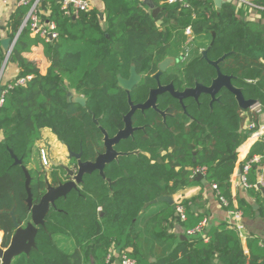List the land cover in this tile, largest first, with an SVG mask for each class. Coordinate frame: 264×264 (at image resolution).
Segmentation results:
<instances>
[{
	"label": "trees",
	"instance_id": "obj_1",
	"mask_svg": "<svg viewBox=\"0 0 264 264\" xmlns=\"http://www.w3.org/2000/svg\"><path fill=\"white\" fill-rule=\"evenodd\" d=\"M101 1L103 19L97 10L78 13L73 19L61 10L60 3L41 0L42 6L54 4L48 18L38 14L42 24L55 26L57 37L48 42L31 36L30 22L22 27L33 0L18 5L6 25L8 38H16L6 63L15 65L16 75L4 80L2 74L0 79L1 249L8 247L15 233L10 212L14 211L19 226L30 219L21 167L31 177L33 204L44 194L46 179L53 187L65 181L59 166L50 163L49 171L40 166L42 133L52 134L66 151L81 152L82 162H93L104 151L100 128L109 138L123 128L122 118L129 107L117 78L127 79L131 66L141 77L130 93L131 101L139 104L156 87L151 77L167 57L177 63L160 75L161 85L172 84L180 92L196 84L209 87L217 71L202 58L201 51L207 49L210 62L224 57L219 72L231 78L245 100L256 101L264 114V0H249L263 10L233 3L217 8L214 0L172 4L153 0L160 9L157 20L141 0ZM187 28L191 37L185 35ZM37 51L42 64L36 59ZM5 60L0 45V70ZM20 80L25 82L19 84ZM68 92L83 97L86 107L69 103ZM216 98L211 105L206 94L197 101L186 99L183 110L168 94L159 96L157 107L166 112L164 122L152 110L136 112L132 125L143 129L114 147L130 155L105 167L110 184L98 172L84 175L77 190L50 208L35 247L11 264H109V256L112 264L115 256L120 260L122 255L136 264H264V242L248 237L245 254L234 226L220 223L204 228L203 235L186 234L206 218L190 205L203 206V194L212 186L218 201H224V211H240L249 218L254 215L252 202L264 220V138L254 142L244 160L238 161L253 132L248 125L257 124L259 115L240 109L226 89ZM9 150L21 166H14ZM254 156L261 161L250 164L248 188L241 189L246 198L240 192L233 196L236 169ZM70 163L75 164L72 159ZM34 164L39 169L34 170ZM197 171L203 173L205 184L194 180ZM192 187L199 188V196L179 204L185 216L182 240L169 231L177 215L176 204L144 206Z\"/></svg>",
	"mask_w": 264,
	"mask_h": 264
},
{
	"label": "water",
	"instance_id": "obj_2",
	"mask_svg": "<svg viewBox=\"0 0 264 264\" xmlns=\"http://www.w3.org/2000/svg\"><path fill=\"white\" fill-rule=\"evenodd\" d=\"M79 1H84V0H79ZM141 1L143 5L149 9L151 17L153 19H156V17L160 13V9L154 5L153 0H141ZM226 3H230V1L214 0V4L217 8H220L222 5ZM99 18L103 19L102 13L99 14ZM160 24L161 21H158L157 26H160ZM212 36L214 37V33H212ZM14 44L15 41L10 39L0 40V45L7 57L8 55H10ZM207 51H208L207 49L201 51L202 58L206 60L208 64L214 67L217 71L216 78L212 80L209 87H204L200 84H196L193 88H189L180 92L175 90L172 84L166 86L160 85L158 82L159 76L163 72H165L168 68L173 67L177 63L175 59L167 57L158 65V71L152 77L157 82L156 88L150 90L148 98L143 104L134 105L130 100V93L139 83L140 76L137 75L135 68L131 66L128 79H122L118 77L117 78L118 87H120L125 91L128 98V104L130 106V111L123 118L124 128L119 130L116 133V135H114L112 138H109L107 133L100 128L101 134L103 135L102 142H103L104 152L97 155V157L93 162L90 161L82 162L81 152L78 154H74L70 152L69 149L67 148L68 159H74L76 161V169L71 170L67 166H63V165H57V166L61 167L65 171L66 176L69 177L71 180L65 183H60L56 187H53L48 183L46 179L45 180L46 188L44 194L42 195L40 201L37 204H33L31 200V192L29 187L31 182V177L28 171L26 170V168L23 166L21 167L25 177V189L27 193V198L25 202L30 212V219L25 226L23 227L19 226L15 220L14 211L12 210L10 212V216L13 220L15 227V233L11 237L8 247L6 249L0 248V264H11L13 259L18 257L19 255L29 254L30 250L35 247V237L38 233L39 228L44 227L45 218L48 215L50 208L54 207L55 202L58 199L65 198L71 191L77 190L82 183V178L84 175L91 174L93 172H98L99 176L102 179H105L104 169L107 165L117 161L119 157L130 155V153H119L114 149V147L120 141H124L128 139L135 132V130H137L134 129L131 125V118L135 113V111L137 110L145 111L151 108L159 115H161L163 120L165 119L166 114L164 112L159 111L156 105L157 98L159 96L163 94H168L173 99L177 100L181 104L184 110V106H183L184 100L191 98L197 101L201 94H206L211 98V102H210L211 105L212 103L218 100L216 96L219 93V91L222 89H226L231 94H233L235 101L237 102L239 108L242 110H247L257 104V102L254 100H245L241 93V90L235 88L231 84V78L224 76L219 72L218 65L220 62L224 60V57L220 58L218 61L210 62L207 59ZM0 97H1V90H0ZM67 98L69 103L79 105L82 108L86 107V101L83 97L74 96L71 92H68ZM87 112L91 114L90 111ZM92 121L95 125L98 124L97 120L93 115H92ZM9 154L11 158L14 160V166H21V160L17 159L11 150H9ZM237 175H240V170L237 172ZM105 180L107 181V183L110 184L109 180L107 179ZM194 180L200 182L201 184H205L206 182L203 175L200 173H198L194 177ZM258 187L260 186L258 185ZM262 193L264 195V190H262ZM244 198H246V194H244ZM157 203H167L168 205H173V199L170 196H162L151 201L150 203H147L144 206V208H147L148 206ZM250 204L252 206V210L255 212L256 215H258V206L252 202H250ZM180 239L185 240L184 237H181Z\"/></svg>",
	"mask_w": 264,
	"mask_h": 264
},
{
	"label": "crops",
	"instance_id": "obj_3",
	"mask_svg": "<svg viewBox=\"0 0 264 264\" xmlns=\"http://www.w3.org/2000/svg\"><path fill=\"white\" fill-rule=\"evenodd\" d=\"M18 1L19 0H8L5 4L0 2V40L3 39H9L7 36L6 32V25L14 13L15 9L18 7ZM86 3H88L91 7L92 10H97L99 13H102L103 10V4L101 0H84ZM55 4L60 3V0H54ZM54 4L52 3H47L45 6L39 5L38 7V14L40 15H45L47 18L51 14V9L53 8ZM32 37H35V34H31ZM36 59H38L41 64L43 63L41 54L39 51L36 53ZM3 79L8 80L13 78L16 75V67L12 63H6L4 70H3ZM247 126V125H246ZM256 133H258L257 137H249L246 145L241 149L239 156H238V161L241 162L244 160L246 157L250 146L256 142L260 138H264V114H261L258 116V121L256 124ZM47 131H44L42 133L43 139L42 142L39 144L40 147H46L47 141H45L44 133ZM250 136V135H249ZM52 140L58 142L56 138L51 135L50 136ZM50 163L53 166L57 165H63L60 161H55L54 159L49 158ZM239 171V168L236 169L235 175L233 177V188H232V195L235 196L240 192L241 197H244L241 187H238V175L237 172ZM48 181V179H47ZM49 183V182H48ZM200 190L198 187H192V188H186L184 190H181L178 192L175 196L172 197L173 199V204L179 205L181 201L186 200V199H191L194 197L199 196ZM243 195V196H242ZM203 206L197 207L195 205H190L191 210L201 214L205 213L206 218L203 221H206L207 226H216L219 225L220 223H226L230 226H234L239 233L241 244L243 247V251L245 254H247V248L245 245L246 239L248 237H253L259 240V242L263 243L264 242V220L260 217V213L258 211V215L255 214L249 217L245 218L240 211H237L239 213V217H236L237 212H226L223 210L221 203L218 201L217 196L215 192L211 189L208 188L204 194H203ZM202 221V222H203ZM181 220L180 217L177 213L175 219L171 222L169 225V231L170 233L174 234L175 236L179 238L184 237V230L181 226ZM185 238V237H184ZM91 262L93 260L91 259ZM151 262H154V260ZM112 264H120L119 259L117 256L114 257V261Z\"/></svg>",
	"mask_w": 264,
	"mask_h": 264
},
{
	"label": "built area",
	"instance_id": "obj_4",
	"mask_svg": "<svg viewBox=\"0 0 264 264\" xmlns=\"http://www.w3.org/2000/svg\"><path fill=\"white\" fill-rule=\"evenodd\" d=\"M8 0H0L1 3L5 4ZM28 1L30 0H19L18 1V5H24L26 4ZM180 0H168L169 4L172 3H176L179 2ZM230 3L235 4L237 7H242V6H247L251 9H256V10H263L260 9L258 7L253 6L249 0H229ZM41 0H33L32 5L30 7L29 12L27 13L23 25L22 27H24L26 25L27 22H30V27H31V31L33 34L39 36L40 38L44 39L46 42L51 41L53 39H55L57 37V34L55 33V26L52 23L49 24H42L40 22L39 16H38V7L40 5ZM60 6H61V10L66 14L71 16L72 18H75L78 13L81 12H88L91 11V7L88 3H86L85 1H79V0H60ZM186 7V6H184ZM185 35L187 37H191V30L189 28H187L185 30ZM16 41V38L13 40ZM6 56V60L5 63L2 67V69L0 70V79L2 77V73L5 67L6 62L9 59ZM25 81L24 80H20L19 84H23ZM0 103H2L1 97H0ZM251 113L257 114V115H261V106L257 103L255 106L249 108ZM249 129H253V132L250 134L249 137H257L258 133H256V124L251 123L250 125H248ZM40 160L42 162V164L44 166L48 165V156L46 155V153L44 152V150H40ZM261 161V157L260 156H254L252 157V159L244 166L242 167L240 170V175H238V187H241L243 189H247L248 186L246 184V174L248 173L249 169H250V164H259ZM262 172H264V167L262 168ZM198 173L202 174L203 173L201 171H197L195 173V175H197ZM261 183V180H259V185ZM213 190H216L215 186H212ZM220 203L223 205L224 201L220 199ZM176 213H178L180 220L183 221L185 219L184 213H183V208L180 205H177L176 208ZM236 217H239V213L237 212ZM207 227V223L206 221L201 222L197 227H195V229L188 231L186 234L188 236H194V235H203V229ZM204 240L207 241V238L204 237ZM110 258L111 256H109L107 258V262L109 264L110 263ZM120 264H136L135 261L127 258L125 255H122L120 257L119 260Z\"/></svg>",
	"mask_w": 264,
	"mask_h": 264
},
{
	"label": "rangeland",
	"instance_id": "obj_5",
	"mask_svg": "<svg viewBox=\"0 0 264 264\" xmlns=\"http://www.w3.org/2000/svg\"><path fill=\"white\" fill-rule=\"evenodd\" d=\"M159 16V15H158ZM158 16L156 17V20L158 19ZM160 21V20H158ZM52 134L45 132L44 133V137H45V141H47L46 147L42 146L40 147V150H44V152L46 153V155L48 156V165L44 166L40 160V166L41 168H43V170L45 171H49L50 169V162H49V158L54 159L55 161H60L61 163H63V165L69 167L70 169L74 167V165L70 162H68V158H67V151L66 148L60 143V142H56L54 140L51 139ZM40 153V152H39ZM34 170L39 169V165L38 164H34L33 166Z\"/></svg>",
	"mask_w": 264,
	"mask_h": 264
},
{
	"label": "flooded vegetation",
	"instance_id": "obj_6",
	"mask_svg": "<svg viewBox=\"0 0 264 264\" xmlns=\"http://www.w3.org/2000/svg\"><path fill=\"white\" fill-rule=\"evenodd\" d=\"M154 75H155V74H154ZM154 75H153V76H154ZM153 76H152V77H153ZM152 77H151V78H152ZM159 77H160V76H159ZM128 78H129V77H128ZM128 78H127V79H128ZM140 79H141V77H140ZM152 79H153V78H152ZM153 80H154V79H153ZM154 81H155V80H154ZM158 82H159V79H158ZM155 83H156V86H157V82H156V81H155ZM159 84H160V82H159ZM117 85H118V84H117ZM160 85H161V84H160ZM168 85H169V84H168ZM162 86H166V85H162ZM119 88H120V87H119ZM155 88H156V87H155ZM120 89H121V88H120ZM152 89H154V88H151V89L148 90V94H147L146 100H147V98H148V95H149L150 90H152ZM121 90H122V91L124 92V94L126 95L125 91H124L123 89H121ZM131 92H132V91H131ZM163 95H165V94H163ZM161 96H162V95H161ZM126 98H127V95H126ZM157 99H158V98H157ZM130 100H131V97H130ZM146 100H145V101H146ZM145 101H144V102H145ZM131 102L133 103V101H131ZM144 102H143V103H144ZM143 103H139V104H143ZM127 104H128V98H127ZM133 104H134V103H133ZM139 104H134V105H139ZM156 105H157V102H156ZM180 105H181V104H180ZM128 107H129V110H128V112H129V111H130V106H129V104H128ZM157 108H158V107H157ZM147 110H152V109L149 108V109H147ZM147 110H145V111H147ZM158 110H159V109H158ZM145 111H139V110H137V111H135V113H136V112L144 113ZM152 111H154V110H152ZM159 111H160V110H159ZM128 112H127V113H128ZM154 112H155V111H154ZM161 112H164V113L166 114L165 111H161ZM127 113L123 116V118L127 115ZM135 113H134V114H135ZM156 113H157V112H156ZM134 114H133V116H134ZM157 114H158V113H157ZM158 115H159V114H158ZM133 116H132V118H133ZM160 116H161V115H160ZM123 118H122V123H123ZM132 118H131V125H132ZM161 118H162V116H161ZM165 118H166V116H165ZM162 121L164 122L165 119L163 120V118H162ZM132 127H133V125H132ZM123 128H124V123H123ZM123 128H122V129H123ZM133 128H134V127H133ZM134 129H137V130L141 129V130H142L143 128H134ZM137 130H135V132H136ZM135 132H134V133H135ZM134 133H133V134H134ZM133 134H132V135H133ZM115 135H116V134H115ZM132 135H131L130 137H132ZM102 136H103V135H102ZM130 137H129V138H130ZM102 140H103V138H102ZM102 146H103V142H102ZM103 150H104V147H103ZM103 152H104V151H103ZM99 154H101V153H98L97 155H99ZM96 157H97V156H96ZM67 158H68V155H67ZM72 160H74V159H72ZM70 161H71V159H68V162H70ZM74 162H75L74 167L71 168V170H75V169H76V161L74 160ZM63 166H65V165H63ZM60 168H61V167H60ZM68 168H69V167H68ZM69 169H70V168H69ZM64 172H65V171H64ZM64 179H65V181H64L63 183H65V182L71 180L69 177L66 176V174H64ZM59 184H60V183H59Z\"/></svg>",
	"mask_w": 264,
	"mask_h": 264
}]
</instances>
